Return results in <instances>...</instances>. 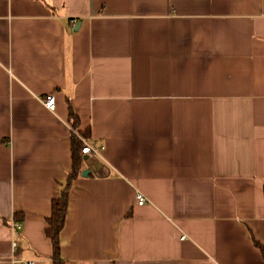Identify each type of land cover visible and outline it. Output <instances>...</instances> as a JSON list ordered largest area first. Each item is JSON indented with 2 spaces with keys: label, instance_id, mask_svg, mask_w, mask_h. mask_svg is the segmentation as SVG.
<instances>
[{
  "label": "crops",
  "instance_id": "obj_1",
  "mask_svg": "<svg viewBox=\"0 0 264 264\" xmlns=\"http://www.w3.org/2000/svg\"><path fill=\"white\" fill-rule=\"evenodd\" d=\"M72 128L67 264H264V0H0V264H54Z\"/></svg>",
  "mask_w": 264,
  "mask_h": 264
},
{
  "label": "trees",
  "instance_id": "obj_2",
  "mask_svg": "<svg viewBox=\"0 0 264 264\" xmlns=\"http://www.w3.org/2000/svg\"><path fill=\"white\" fill-rule=\"evenodd\" d=\"M70 121H72V126L77 128L79 123V118L76 116L75 112L70 109ZM72 128L74 132L71 142V152H72V171L69 173L68 178L65 182L60 184V197L52 201V213L50 218H48V227L46 234L51 240L53 245V260L54 264H67V262L62 258L61 249L63 245V240L61 238L62 230L64 229L66 223V217L69 211L71 193L74 187V183L82 176L83 171L86 168V156L83 153L84 140H89L91 137L90 129L85 131H80L76 134L75 129ZM18 220H24L23 214H18ZM17 220V221H18ZM19 222V221H18ZM256 245L259 247L262 256L264 258V245L256 241Z\"/></svg>",
  "mask_w": 264,
  "mask_h": 264
},
{
  "label": "built area",
  "instance_id": "obj_3",
  "mask_svg": "<svg viewBox=\"0 0 264 264\" xmlns=\"http://www.w3.org/2000/svg\"><path fill=\"white\" fill-rule=\"evenodd\" d=\"M71 23L73 26H76L77 24V20L76 19H72L71 20ZM44 103H45V106L47 108H49L50 110L54 111L55 108H56V97L55 95H49L45 98L44 100ZM84 140V148H83V153L85 155H90V154H97L99 155L98 153V150L94 149L90 144L86 143L87 140L83 139ZM137 203L138 205H145L147 202H148V199L142 194V193H137ZM18 227L21 226L20 223H17L16 224ZM23 264H35L33 261H24Z\"/></svg>",
  "mask_w": 264,
  "mask_h": 264
},
{
  "label": "water",
  "instance_id": "obj_4",
  "mask_svg": "<svg viewBox=\"0 0 264 264\" xmlns=\"http://www.w3.org/2000/svg\"><path fill=\"white\" fill-rule=\"evenodd\" d=\"M79 26H80V24H79ZM85 158H86V157H85ZM89 173H90V170H87V169H86V170L83 171L82 176H83V177H87Z\"/></svg>",
  "mask_w": 264,
  "mask_h": 264
}]
</instances>
